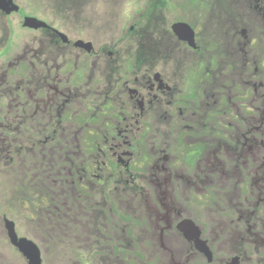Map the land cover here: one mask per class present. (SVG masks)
<instances>
[{"label": "flooded vegetation", "instance_id": "obj_1", "mask_svg": "<svg viewBox=\"0 0 264 264\" xmlns=\"http://www.w3.org/2000/svg\"><path fill=\"white\" fill-rule=\"evenodd\" d=\"M84 1L0 0V249L264 264V0H181L165 41L95 36Z\"/></svg>", "mask_w": 264, "mask_h": 264}, {"label": "rangeland", "instance_id": "obj_2", "mask_svg": "<svg viewBox=\"0 0 264 264\" xmlns=\"http://www.w3.org/2000/svg\"><path fill=\"white\" fill-rule=\"evenodd\" d=\"M20 1H23V4H26L30 9L39 10L42 7L44 11L42 10L40 15H49L48 7L51 8L49 0ZM202 1L204 5H209L211 2L214 4L217 0ZM185 4L182 6L181 0H85L81 5L84 13L81 14L78 20L75 19L72 10L68 15L70 17L69 22L77 20L79 23H83L81 24L82 26L85 25L93 29V31L88 29V32L90 31V33L96 36L98 35L96 33L98 31L102 39L106 41H111L112 39H128L137 37V35L145 38L147 37L144 30L146 23H149L150 27L155 29L153 31V40L157 41L162 37L165 41L171 38V23L181 20L189 23L196 21L197 13L190 9V4L187 1ZM236 10L232 11V13L237 15L241 12V4ZM207 20L208 17L206 16L203 21L204 25L207 23ZM218 22L214 21V23ZM131 26H133L132 30H130ZM98 37L100 36L98 35ZM1 246L4 249H0V253H4L6 256L5 263L3 259V264H26V261L14 250L6 249L5 245ZM142 256L143 258H140L141 260H144L145 256H147L146 261L152 257H155L159 261L162 260L161 255L158 254H143ZM57 257L47 253L45 254V261L47 262L49 260L47 263H52ZM1 260L2 258H0V262Z\"/></svg>", "mask_w": 264, "mask_h": 264}, {"label": "water", "instance_id": "obj_3", "mask_svg": "<svg viewBox=\"0 0 264 264\" xmlns=\"http://www.w3.org/2000/svg\"><path fill=\"white\" fill-rule=\"evenodd\" d=\"M12 4L11 0H8V4ZM11 8H15V6L11 7ZM25 25H29V26H36L37 23H40V21H38L37 19L33 18V17H27L25 18L24 21ZM41 24V23H40ZM183 23H176L172 26V29L175 31V33H177L178 35L181 34V29L184 28ZM188 26H186V29ZM192 34V31H190ZM9 235L10 238L12 240V243L16 246H18L24 253V255L26 256V258L28 259V263L29 264H40V258H39V252L37 250L36 247H34L30 242L26 241L25 239H17V237L15 236V233L13 231V229H10L9 231ZM26 245L31 246V248H29L27 250Z\"/></svg>", "mask_w": 264, "mask_h": 264}]
</instances>
